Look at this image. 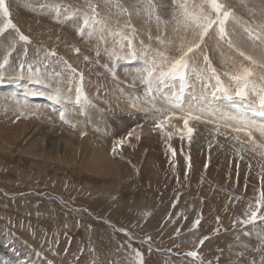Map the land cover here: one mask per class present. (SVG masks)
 Listing matches in <instances>:
<instances>
[{
    "label": "rangeland",
    "instance_id": "1",
    "mask_svg": "<svg viewBox=\"0 0 264 264\" xmlns=\"http://www.w3.org/2000/svg\"><path fill=\"white\" fill-rule=\"evenodd\" d=\"M255 1L248 11L242 6L235 12L240 1L220 0L235 17L226 23L233 47L219 40L214 25L189 54L195 72L187 80L185 108L202 95L222 111L239 104L229 75L240 64L252 68L251 86L264 87V0ZM118 2L131 7L133 0ZM154 2L167 23L158 27L133 14V44L148 48L149 58L156 52L177 58L180 37L191 40L192 32L177 25L179 10L172 0ZM93 3L112 31L130 33L124 28L129 18L119 8ZM202 3L188 0L190 10ZM5 5L8 16L0 13V27L10 20L29 42L19 41L14 29L0 34V63L10 52L0 70V246L12 257L0 256V264H138L137 251L142 264H264V220L241 223L264 192V148H254L244 132H233L225 126L231 122L214 117L189 120V138L185 113L165 101L171 86L153 101L137 78L143 61H114L108 55L121 53L119 37L107 31L104 39L99 32L90 38L78 34L83 18L91 15L86 0H5ZM69 15L73 18L65 19ZM246 27L260 32L262 40L249 39ZM124 45L121 54L127 52V41ZM206 65L230 89L232 101L221 92L213 99L216 80L207 71L198 78ZM37 68L42 83L35 82ZM77 86L86 100L77 102ZM35 92L42 95L29 94ZM57 93L59 102L49 99ZM252 136L264 144L259 132ZM95 152H107L117 168L91 170ZM193 251L195 258L187 255Z\"/></svg>",
    "mask_w": 264,
    "mask_h": 264
},
{
    "label": "snow or ice",
    "instance_id": "2",
    "mask_svg": "<svg viewBox=\"0 0 264 264\" xmlns=\"http://www.w3.org/2000/svg\"><path fill=\"white\" fill-rule=\"evenodd\" d=\"M86 2L91 10V15L83 18V23L77 29L78 34L86 35L90 38L99 32L101 33L100 38L104 39L103 33L107 31L109 36L119 37V39L116 40V44L120 47L121 53L125 47L124 41H127L126 54H121L112 50L108 52V55L112 57L114 61L117 59L127 60L129 62L138 59L143 61V67L137 70V78L140 79L142 84L146 85L145 95L152 97L153 101L156 98V94L163 93L165 88L171 86V96L169 97L165 95V101L171 104L173 108L180 109L185 113V116L183 117L184 128L186 130V135L189 138L193 132V129L188 126L189 120L199 121L202 117H214L219 120H224L225 122H231L226 123L225 126L231 127L233 132H244L248 137V142H250L254 148H264V144H258L252 136L253 131H256L259 132L261 138H264V122H258L256 119L257 117L264 118V87L257 91L254 86H251L250 78L254 75L252 68L240 64L235 73L229 75V79L237 85L235 96L240 98L241 101L239 104L235 102L230 103L229 111H222L211 101H208L203 95L200 97H193L195 103H190L187 108H185L183 104V97L188 88L187 80L192 72H195V69H191V58L189 54L193 53L195 49L200 47V44L204 41L210 29L215 25L219 40L226 41L230 48L233 47L232 40L226 31V23L230 18L235 19V17L231 10H225V5L222 4L220 0H203V3L198 5L196 10L189 9L188 0H183V2H181V0H172L174 5H178L180 16V19H176V16H173V19H176L177 25H183L185 31L191 30L192 32L191 40L186 36L180 37L181 43L177 50L181 54L177 58L172 59L165 56L163 52H156L153 57L149 58L147 55L149 52L148 48L142 47L141 49H137L133 44L132 37L136 32V29L130 22L133 14L145 17L146 21L149 23L155 22L158 27L162 23H167L162 21L157 14V4L154 0H133L131 7H124L118 2V0H103L105 4H113L115 7L119 8L121 14H126L128 16L129 19L125 22L124 28L130 29L129 34H125L123 30L112 31V29L108 27L107 18L101 17L100 12L98 11V5L93 3V0H86ZM205 4L211 9V12L205 11ZM137 5H143V7H137ZM212 12L215 13V18L212 17ZM0 13H2L4 17L8 16V8L5 5V0H0ZM57 15H59V11H57ZM72 18V15L65 17V19ZM117 23H119V20H117ZM261 28H264V25H261ZM7 29H14L19 41L25 43L29 42V38L20 33L19 29L16 28L10 20H7L3 26L0 27V34H3ZM244 31L247 33L249 39L262 40L260 32H254L251 28L247 27ZM157 39L160 40V43H164V40L160 37H157ZM9 55L10 52L4 56L3 62L0 63V70L4 69L9 63ZM49 55L54 56L55 53L52 52L49 53ZM97 55H99V53H97ZM239 55L244 57L245 60L250 61L252 64H256V61L253 60L251 56H246L244 52L240 51ZM85 59H87V57ZM205 61L207 62V57H205ZM20 67L23 69L24 65L21 64ZM70 67L71 66L69 65V68ZM105 67H107V65H105ZM114 70L115 62L113 63L112 68L113 75L115 74ZM28 71L29 73H32L31 64L28 65ZM71 71L75 73L76 70L71 69ZM204 71L210 73L211 78L216 80V91L212 93L213 99H215L217 92H221L229 101H232L233 98L229 94L230 89L225 87L219 75H217L216 70L206 65V68L201 70V75L198 76V78H202V73ZM39 72L40 70L37 68L36 72L33 73V75L36 76V83H42V80L39 78ZM82 79L83 76L81 74V80ZM177 82L179 84L178 89L176 88ZM29 94L42 95V93L39 92ZM82 98L85 100L87 99L83 94L82 88L77 86V102ZM49 99L59 102V93L55 96L49 97ZM133 106H135V104ZM156 110L160 111L159 109ZM60 119L67 122L63 111L60 112ZM167 122L168 121L165 120L164 123ZM156 126L162 127L159 123ZM170 136L171 133H169V137ZM233 138L237 141L240 139L239 136ZM123 142L124 141H121L115 145L113 151L115 152L120 143ZM262 207H264V192H262L256 199L255 209L251 210L250 216L246 220L241 221V223L247 225L255 223L258 219L264 220V215H258ZM198 224L199 220L194 222L193 227ZM204 239H207V237ZM203 242L204 240L200 241L201 244H203ZM187 255L195 258L197 253L193 251L187 253ZM136 257L139 258L138 264H142V257L138 251L136 252Z\"/></svg>",
    "mask_w": 264,
    "mask_h": 264
},
{
    "label": "bare ground",
    "instance_id": "3",
    "mask_svg": "<svg viewBox=\"0 0 264 264\" xmlns=\"http://www.w3.org/2000/svg\"><path fill=\"white\" fill-rule=\"evenodd\" d=\"M240 1L241 4H237L235 6V12H239V11H243L242 10V6L244 7V10H247L248 11V8H251L249 5L250 3H253V2H256L255 0H237V2ZM233 3V2H232ZM259 3H260V0H259ZM263 2H261L262 4ZM228 5V4H227ZM259 5V4H258ZM233 6V5H232ZM264 7V6H263ZM234 9V8H233ZM264 9V8H262ZM246 22V21H245ZM241 26V25H240ZM54 33V32H53ZM72 35V34H71ZM69 36V35H68ZM73 39V38H72ZM74 40V39H73ZM9 122V121H8ZM37 123V122H36ZM9 125V124H8ZM234 126V125H233ZM219 128V127H218ZM64 132V131H63ZM50 136V135H49ZM33 138V137H32ZM48 140V139H47ZM50 140V139H49ZM56 140V139H55ZM60 140V139H59ZM31 141V139H30ZM44 141V140H42ZM63 141V140H62ZM32 142V141H31ZM46 141H44L45 143ZM53 142V141H52ZM52 142H48V143H52ZM47 143V142H46ZM66 143V142H65ZM33 144V143H32ZM31 144V145H32ZM61 144V143H60ZM7 145V144H6ZM48 145V144H46ZM50 145V144H49ZM58 145V144H57ZM33 146V145H32ZM36 146V145H35ZM53 146V145H51ZM38 147V146H37ZM31 148V147H30ZM55 148V147H54ZM32 149V148H31ZM49 149V148H48ZM105 150V148H102ZM261 149V148H260ZM35 150V149H34ZM53 150V149H52ZM254 150V149H253ZM48 151V150H47ZM104 152V151H103ZM262 152V151H261ZM42 153V152H41ZM48 153V152H47ZM107 155V156H106ZM212 164V163H211ZM89 166H91V170L92 169H98V170H104V171H108L109 169H111L114 164H113V159L110 157V155L106 152V153H102V152H95V153H92L91 155V160L89 159V163H88ZM115 169L117 168V166H114ZM113 167V168H114ZM113 170V169H112ZM112 172V171H111ZM114 172V171H113ZM96 173V172H95ZM99 173V172H98ZM230 197V196H229ZM29 218V217H28ZM143 228V227H142ZM99 242V241H98ZM0 256H6L7 258L9 259H12V257L10 255H7L5 253H3V250H2V247L0 246ZM108 264V263H107Z\"/></svg>",
    "mask_w": 264,
    "mask_h": 264
}]
</instances>
